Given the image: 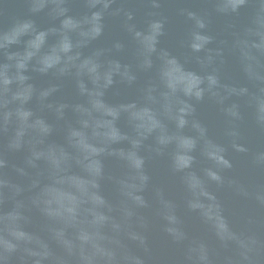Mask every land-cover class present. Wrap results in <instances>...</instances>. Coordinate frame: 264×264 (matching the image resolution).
<instances>
[{"label":"water","instance_id":"1","mask_svg":"<svg viewBox=\"0 0 264 264\" xmlns=\"http://www.w3.org/2000/svg\"><path fill=\"white\" fill-rule=\"evenodd\" d=\"M0 264H264V0H0Z\"/></svg>","mask_w":264,"mask_h":264}]
</instances>
